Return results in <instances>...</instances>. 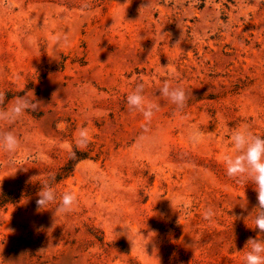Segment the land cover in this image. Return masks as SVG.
Wrapping results in <instances>:
<instances>
[{"label":"rangeland","instance_id":"rangeland-1","mask_svg":"<svg viewBox=\"0 0 264 264\" xmlns=\"http://www.w3.org/2000/svg\"><path fill=\"white\" fill-rule=\"evenodd\" d=\"M125 3L0 0V92L42 104L2 129L21 146L0 149V264H245L257 231L232 216L257 193L223 156L239 126L264 138V0ZM165 80L189 94L183 110L159 96ZM141 82L160 105L151 121L128 110ZM50 173L58 197L79 201L55 220L26 183Z\"/></svg>","mask_w":264,"mask_h":264},{"label":"clouds","instance_id":"clouds-1","mask_svg":"<svg viewBox=\"0 0 264 264\" xmlns=\"http://www.w3.org/2000/svg\"><path fill=\"white\" fill-rule=\"evenodd\" d=\"M120 6L127 9L129 0L128 3ZM148 7H150V3H142L139 8L140 15ZM64 43H67L66 36L64 37ZM144 88L142 82L136 85L134 91L127 95V106L130 112H139L145 120L151 121L155 113L159 111L160 105L148 99L144 93ZM32 95V91H27L23 96H16L5 104L6 93L0 92V149L10 155L19 150L21 140L14 131H4L2 129L5 126L15 124L25 114L41 109V102L36 99L33 100ZM159 96L174 104L177 110H183L189 99V94L183 86H173L168 80L163 82L159 90ZM202 139L203 134L198 131L189 133V140L193 144L200 143ZM90 142L89 130L87 128L79 129L75 137L76 147L84 150ZM229 144L230 151L223 156L226 175L235 183L245 186V188L250 184L253 185L254 191L257 193V205L247 216H232L234 221L242 219L247 225L248 221L251 220L254 225L252 229L257 231L255 238L249 237L245 241L244 249L248 250L245 255V264H264V138L255 134L248 125H242L232 130ZM72 156L75 157L74 152ZM55 180V175L50 173L47 180H41L40 174L30 176L26 181V183H38L41 186L37 193V213L51 211L54 220L58 216L72 213L79 203L74 193L65 192L58 197L53 186ZM57 201H59L57 207L54 210H49L51 205L57 204ZM171 204L173 207L172 202ZM215 215L214 209L208 208L204 212L203 218L211 221ZM178 222L180 223V219ZM153 234L155 233L149 232V237ZM140 236L145 239L142 234ZM130 242L134 248L135 242L131 240Z\"/></svg>","mask_w":264,"mask_h":264}]
</instances>
